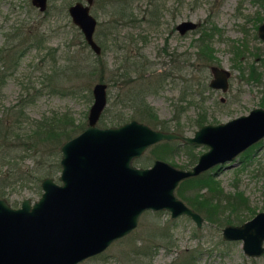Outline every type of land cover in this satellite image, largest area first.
Instances as JSON below:
<instances>
[{
  "label": "rangeland",
  "instance_id": "1",
  "mask_svg": "<svg viewBox=\"0 0 264 264\" xmlns=\"http://www.w3.org/2000/svg\"><path fill=\"white\" fill-rule=\"evenodd\" d=\"M75 2L48 0L47 8L40 11L31 0H0V76L6 75L0 81V119L13 121L22 108L23 128L40 121L60 122L73 136L81 125L87 127L92 87L98 82L107 85V104L97 121L100 127L114 115H132L126 102L132 91L144 92L159 123L135 120L158 130L166 124L169 131L187 136L198 129L194 120L199 116L206 118L205 124H219L253 108H264V42L258 37L264 0H93L90 11L97 20L95 41L99 44L97 36L103 40V33L111 30L106 42L109 47L102 50L100 46L98 55L71 21L67 9ZM184 20L196 22L197 28L180 35L176 26ZM211 25L215 28L207 39L213 58L204 62L196 58L197 39L201 26L211 29ZM33 36L43 41L32 45ZM98 56L104 68L102 81L99 70L93 71ZM128 64L131 70L127 72ZM211 66L230 72L226 92L208 86ZM191 98L194 104L188 103ZM23 136L24 141L11 148L14 150L9 148L12 141L0 143V163L5 164L0 166V192L5 194L1 198L13 207L24 198L37 200L42 192L35 181L17 178L20 175L27 179L48 173L60 183V171L48 169V162L59 160L65 140L59 145L55 140L49 142L51 146L36 145L25 132ZM162 142L137 159L146 165L136 159L134 164L148 167L161 159L176 168L190 169L196 163L192 162L194 156L207 150L204 145L188 147L180 142L171 149ZM257 145L250 158L242 160L239 155L209 170L216 174L224 194L242 193L255 214L264 211V139ZM47 148L53 156H48ZM12 164L17 172L5 179ZM178 186L176 196L188 205L178 195ZM181 191L185 196L192 194L187 188ZM244 207L231 212L225 206L220 215L229 213L247 221L255 214ZM224 226L204 219L198 228L184 215L173 219L167 211H145L129 234L79 264H183L194 254L196 264H264V254L248 257L240 241L223 240ZM149 247L150 254L138 253Z\"/></svg>",
  "mask_w": 264,
  "mask_h": 264
},
{
  "label": "water",
  "instance_id": "2",
  "mask_svg": "<svg viewBox=\"0 0 264 264\" xmlns=\"http://www.w3.org/2000/svg\"><path fill=\"white\" fill-rule=\"evenodd\" d=\"M31 3L44 11L48 0ZM92 3L76 1L67 11L98 55L101 47L94 39L97 20L90 11ZM196 28L191 20L176 26L180 34ZM258 36L264 41V21ZM210 72L208 86L226 92L230 72L219 66H211ZM92 97L87 127L60 148V183L44 178L39 198H24L18 207L0 198V264H79L129 234L145 211H167L173 219L184 215L200 228L204 218L176 196L178 184L233 161L264 139L262 107L224 123L202 125L187 136L153 129L135 119L100 127L97 121L107 104V85L95 83ZM173 140L204 145L207 150L190 169L161 159L148 167L134 164L149 147ZM221 232L226 241H240L246 256L264 254V211L241 224L225 225Z\"/></svg>",
  "mask_w": 264,
  "mask_h": 264
},
{
  "label": "trees",
  "instance_id": "3",
  "mask_svg": "<svg viewBox=\"0 0 264 264\" xmlns=\"http://www.w3.org/2000/svg\"><path fill=\"white\" fill-rule=\"evenodd\" d=\"M78 1V0H75ZM211 29L208 27H202L201 26V35L199 36V38L197 39V52H196V58L204 61V62H210L213 58L212 52L213 49L210 46L208 39L211 37V32L212 30L215 28V26L211 25ZM211 30V32H210ZM111 34V30H108L107 32L105 31L103 33V40L101 38L99 39V45L102 47V50L104 48L109 47L108 44H106L107 41H110L109 35ZM109 37V38H108ZM43 41V39L39 38H35L33 36L32 38V45H37L39 42L41 43ZM86 43V42H85ZM87 45V44H86ZM105 50V49H104ZM97 66L93 65V71H98L99 73V79L102 81L103 80V72H104V68H103V64L101 61V57L98 56L97 57ZM15 59H18V56L15 57ZM127 62L129 63L130 61L127 60ZM130 64L127 65L126 67V71H130ZM6 75H1L0 76V81H2L5 78ZM255 81L258 82L259 79L255 78ZM204 86L205 83H204ZM206 89V87H204ZM138 93V94H137ZM194 96V95H193ZM192 96V98H193ZM191 98V100L188 103H193V99ZM128 102L127 106L132 107L133 111H132V115H130V117L126 118L124 117L123 113L114 115V117L110 118L109 123L107 125H102L103 127H107V126H116L119 125L123 122L129 121L131 119H137L140 121H147L149 123H153L154 125L159 123V121L157 120V116L154 113V110L152 109L151 106H149L146 101H145V94L144 92L139 94V91H135V93L132 91L131 93L128 94V97L126 98ZM203 99L201 98L202 102ZM23 109L21 108L16 115L15 120L13 121H9V120H3L0 119V143L3 144L7 141H12L9 144V148H15L18 147L20 145V141H24L23 140V135L24 132L26 133V136H28L31 140H35V144L36 145H47L51 146L49 142H52L53 140L58 141L57 145H59L61 143L62 140H67L71 137V130L67 129V128H63L59 123L57 124H49L47 121H40L38 124H36L35 126L32 125L31 128H23L22 127V121L25 117L24 112L22 111ZM101 121H104L103 119H101ZM206 118L204 116H199L194 120V123L196 125V127H201L202 125L205 124ZM43 122V123H42ZM158 125V124H157ZM84 125H81V127L78 129V131L74 132H80L82 130H84L85 128L83 127ZM168 127L166 126V124L162 125L161 130L164 131H169L167 129ZM180 132V131H179ZM29 141V140H28ZM30 143H32L33 141H29ZM25 143V142H23ZM179 141H163L162 145L169 147L172 149V147H174L175 144H178ZM259 144V143H258ZM188 147H193V145H186ZM50 153L48 154V156H53V153L51 152L52 149L47 148ZM253 147L248 148L245 152H243L241 154V159L245 160L250 158V154L252 151ZM14 150V149H11ZM48 158V157H47ZM197 156L195 155L194 158L192 159V162L194 161V163L197 161ZM137 162H139L141 165H146L147 162H143L141 160H137ZM5 165L4 163H0V166ZM48 169H58V162L56 160V162H48ZM14 172H17V168L15 167V164L11 166V168H9L7 170V174L4 177L5 179H7L8 177H11ZM48 175V173H38L35 174L34 176H31L30 178H25L24 176L20 175L19 179L23 178L24 180H28L31 182H36L37 186L40 188V183L43 180L44 177H46ZM182 186V187H181ZM38 188V189H39ZM181 188H186L188 190H191V195L190 196H185L183 194L184 191H181ZM193 190V192H192ZM177 193L178 195H180V197L183 200H187L188 205L194 209L196 212L200 213L203 215V218L205 220H207L210 223L213 224H218L219 226H223V225H228V224H232V223H236V224H241L243 223L245 220L241 219L240 216H235L234 218H232L231 214H226L225 216H221L220 214L225 210V206L226 208L230 209V211L235 212L237 208L243 207L249 211L250 213H253V215L255 214V211L252 210L251 208H249L247 206V199H245L242 195V193L240 192H235L234 194L230 195V194H224L223 189L221 188L218 180L216 179V174L211 173L210 171L204 172L196 177H192L186 180H183L177 189ZM1 197H5L4 193L0 192V198ZM223 201H226L225 204L223 205ZM237 221V222H234ZM174 223V222H173ZM161 237L163 236V234H161ZM224 240V239H223ZM226 241V240H225ZM151 248H147V250L145 251H139L138 253L141 255H148L150 254ZM153 253V252H151ZM189 261L184 262L183 264H196V255L194 254L193 256L191 255V257H189Z\"/></svg>",
  "mask_w": 264,
  "mask_h": 264
},
{
  "label": "flooded vegetation",
  "instance_id": "4",
  "mask_svg": "<svg viewBox=\"0 0 264 264\" xmlns=\"http://www.w3.org/2000/svg\"><path fill=\"white\" fill-rule=\"evenodd\" d=\"M263 19H264V18H263ZM263 19H262L261 24H262L263 21H264ZM261 24H260V25H261ZM260 25H259V26H260ZM259 26H258V27H259ZM194 30H195V29H194ZM177 32H178V31H177ZM178 33H179V32H178ZM186 33H187V32H186ZM186 33H184V34H186ZM179 34H180V33H179ZM184 34H180V35H184ZM258 37H259V36H258ZM262 41H263V40H262ZM263 42H264V41H263ZM0 51H1V49H0ZM0 54H1V52H0ZM228 80H229V79H228ZM228 83H229V82H228ZM82 131H83V130H82ZM82 131H80V132H82ZM80 132H77L75 135L71 136L69 139L75 137V136H76L77 134H79ZM178 133H179V132H178ZM181 134H182V133H181ZM69 139L65 140L63 143H65V142L68 141ZM262 140H263V139H262ZM173 141H179V140H173ZM179 142H180L181 144H184V143H182L181 141H179ZM259 142H260V141H259ZM259 142H257L256 144H254V145H252V146H250V147H253V149H254L256 146H258L257 144H258ZM63 143L61 144V146L63 145ZM250 147H249V148H250ZM60 148H61V147H60ZM246 150H247V149H246ZM246 150H245V151H246ZM59 151H60V149H59ZM245 151H243V152H245ZM243 152H242V153H243ZM242 153H241V154H242ZM241 154H239V155H241ZM239 155H238V156H239ZM238 156H237V157H238ZM60 157H61V152H60ZM234 160H235V159H234ZM234 160H233V161H234ZM57 162H58V171H61V167H60V164H59V162H60V158H59V160H57ZM221 166H223V164H221V165H217V166H215V167L218 169V168H220ZM217 169H216V171H217ZM208 171H209V170H208ZM214 171H215V170H214ZM206 172H207V171H206ZM59 173H60V172H59ZM47 177H50V176H46V177H44V178H47ZM44 178H43V179H44ZM50 178H52V177H50ZM53 180H54V179H53ZM54 181H55V180H54Z\"/></svg>",
  "mask_w": 264,
  "mask_h": 264
}]
</instances>
